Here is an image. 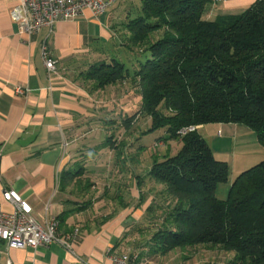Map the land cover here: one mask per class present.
<instances>
[{
    "label": "trees",
    "instance_id": "16d2710c",
    "mask_svg": "<svg viewBox=\"0 0 264 264\" xmlns=\"http://www.w3.org/2000/svg\"><path fill=\"white\" fill-rule=\"evenodd\" d=\"M213 3L142 0L117 48L82 77L97 91L131 82L142 95V109L124 119L123 127L128 131L148 118L147 132H166L150 149L147 176L164 188L162 200L149 205L144 228H130L124 241L150 231L148 254L180 250L184 256L204 246L232 254L230 264H264V160L234 178L222 200L216 192L230 181L228 163L216 158L198 130L180 134L212 123L240 124L264 148V0L214 21L204 17ZM171 142L181 150L160 158L161 147ZM110 143L120 156L122 145Z\"/></svg>",
    "mask_w": 264,
    "mask_h": 264
},
{
    "label": "crops",
    "instance_id": "0c3cea01",
    "mask_svg": "<svg viewBox=\"0 0 264 264\" xmlns=\"http://www.w3.org/2000/svg\"><path fill=\"white\" fill-rule=\"evenodd\" d=\"M256 1L232 4L251 6ZM19 4L20 0H0V205L9 211L3 193L15 190L41 222L58 220L60 238L77 229L80 236L69 247L53 243L37 250L7 248L0 240V264H113L111 253L126 252L128 230L145 226L147 208L154 200L161 202L164 188L147 178L153 156L147 159L145 146L135 148L130 131L136 124L119 138H127L128 144L120 140L115 145H122L118 157H125L124 169L118 162L108 173L109 183L94 181L96 171L85 168L93 164L97 149L93 136L108 133L107 118L113 115L108 106L115 98L138 90L123 83L97 91L82 74L114 50L107 49L109 43L117 48L125 22L133 17L116 18L108 14L111 8L100 18L84 11L58 22L52 32L43 28L29 37L11 20V10ZM44 46L58 62L52 75L43 64ZM219 125L223 130L228 125L238 143H253L250 151L263 148L250 128ZM243 135L249 138L239 137ZM177 144L168 143L158 156L172 153ZM79 168L85 169L82 177H66ZM233 180L230 175L227 197Z\"/></svg>",
    "mask_w": 264,
    "mask_h": 264
},
{
    "label": "rangeland",
    "instance_id": "374dc122",
    "mask_svg": "<svg viewBox=\"0 0 264 264\" xmlns=\"http://www.w3.org/2000/svg\"><path fill=\"white\" fill-rule=\"evenodd\" d=\"M232 1L235 0H215L211 6H209V11L205 14V19L216 20L218 16L222 15H241L248 9L250 6L246 5H233ZM142 0H117V2L112 6L111 10L108 11V14H113L116 18L122 17L127 14L129 17H138L139 9L141 7ZM107 29V28H106ZM122 31V29H120ZM123 38V35L121 36ZM112 41V40H111ZM117 43V42H116ZM107 49H115L114 43L111 42L108 45ZM127 88H136L131 82L127 83ZM116 100L113 101L111 105L108 106L110 113L113 114L111 117L107 118L109 122L107 123V132L106 134L99 131L95 136H93V141L96 145L95 154L91 156L93 158V164H86L85 168L89 170V167L92 166V169L95 170L92 177L98 185H104V183H109V174L112 170H116L118 162L120 167L124 169L125 157H117V148L110 142L116 141L117 143L121 142L127 143V138L120 139L121 136H125L126 129L123 127V120L129 116L136 115L142 109V95L138 91L133 90L125 92L123 96L116 97ZM99 101V100H98ZM101 101V100H100ZM148 118H145V121L140 120L130 131V136L133 135V142L136 143L135 148L137 149L138 145L145 146L147 153V159L150 158L151 147L159 138H163L166 135L164 129L157 130L154 132H147L151 128V124L148 122ZM144 122H148L149 126ZM222 125L212 123L202 126L199 129V134L208 142L211 147L214 155L220 161L227 162L230 168L231 176L236 178L242 172L249 170L250 168L260 164L264 160V149L261 148L260 151L253 150L250 151L253 147V143H248V140L244 143L241 140V143H238L237 138L233 136L232 132H228L227 126L223 128ZM251 134L256 137L257 135L252 130ZM223 139H219L222 138ZM240 138L249 136H239ZM104 144V147L102 145ZM106 143V144H105ZM128 144V143H127ZM116 145V144H115ZM260 146V145H259ZM165 148V145L163 146ZM161 147V150L164 149ZM182 145L177 144L172 147V155L177 154L181 150ZM110 150H113V155L110 154ZM122 156V155H121ZM118 158H120L118 160ZM90 164V165H89ZM121 170V169H120ZM91 177V178H92ZM90 178V179H91ZM91 181H93L91 179ZM229 184L219 185L217 189V195L219 197H227ZM224 187V188H223ZM143 227L144 226H140ZM150 232V231H149ZM148 231L143 235L134 234L133 238H127L125 242V250L139 252L142 264H180L182 262L192 261L196 264L198 263H209V264H230V261L234 257L223 253L217 249H209L204 246L197 247L193 250L186 251L185 257L182 256L180 250H175L170 254L163 256H155L153 254H148V250L144 246L146 241L150 238V233ZM146 250V251H145Z\"/></svg>",
    "mask_w": 264,
    "mask_h": 264
},
{
    "label": "built area",
    "instance_id": "2783aa9c",
    "mask_svg": "<svg viewBox=\"0 0 264 264\" xmlns=\"http://www.w3.org/2000/svg\"><path fill=\"white\" fill-rule=\"evenodd\" d=\"M215 1V0H214ZM117 0H20V4L11 10V20L18 25L19 32L25 36H35L43 28L53 31L60 21L78 17L84 11H90L96 18L104 15ZM42 59L49 75L57 70L58 62L52 58L48 48L43 47ZM199 127H189L180 132L185 135L198 130ZM4 201L11 207L9 211L0 205V240L7 248L34 249L48 247L53 243L66 246L76 241L80 230L60 238L57 219L41 222L34 214L31 205L15 190L3 193ZM113 264H142L139 252L111 253ZM180 264H196L192 261ZM209 264V263H198Z\"/></svg>",
    "mask_w": 264,
    "mask_h": 264
}]
</instances>
